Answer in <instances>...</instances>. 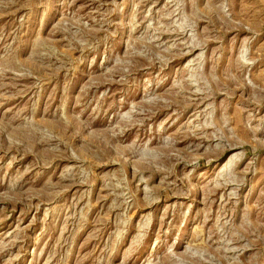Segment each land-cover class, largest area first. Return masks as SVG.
Listing matches in <instances>:
<instances>
[{
  "label": "rangeland",
  "instance_id": "obj_1",
  "mask_svg": "<svg viewBox=\"0 0 264 264\" xmlns=\"http://www.w3.org/2000/svg\"><path fill=\"white\" fill-rule=\"evenodd\" d=\"M0 264H264V0H0Z\"/></svg>",
  "mask_w": 264,
  "mask_h": 264
}]
</instances>
